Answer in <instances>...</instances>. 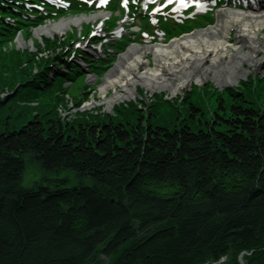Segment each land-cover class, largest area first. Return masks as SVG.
<instances>
[{
	"label": "trees",
	"instance_id": "trees-1",
	"mask_svg": "<svg viewBox=\"0 0 264 264\" xmlns=\"http://www.w3.org/2000/svg\"><path fill=\"white\" fill-rule=\"evenodd\" d=\"M8 7L0 0L1 18ZM12 25H0V90L17 88L7 102L0 97L2 126L4 108L22 120L31 103L41 107L42 94L63 88L58 76L43 90L40 78L29 79L35 65L50 63L46 50L58 39H44L36 52L7 46L1 32ZM204 91L194 85L185 98L155 95L149 113L130 101L84 121L51 109L55 118L37 113L16 130L8 121L0 129V264H100L98 254L112 256L106 264L225 256L222 264H238L243 250L264 264V104L252 90L228 87L208 118ZM27 158L91 183L61 178L25 187Z\"/></svg>",
	"mask_w": 264,
	"mask_h": 264
},
{
	"label": "rangeland",
	"instance_id": "rangeland-1",
	"mask_svg": "<svg viewBox=\"0 0 264 264\" xmlns=\"http://www.w3.org/2000/svg\"><path fill=\"white\" fill-rule=\"evenodd\" d=\"M11 4V3H10ZM225 7V6H223ZM219 9V8H218ZM218 9H216L215 12V22L217 21V15H218ZM73 10V9H72ZM39 12V11H37ZM101 14V18H96V14ZM79 15L75 12H68L64 14L63 16L59 17V15L50 16V18L47 19H31L29 17H22L23 21L17 22L18 27H10L13 32H8L3 30L1 33L4 35V43L7 44V46H10L12 43L13 47H16L18 49H26L28 51L36 52L35 46L41 43L42 38L45 37H56L58 39V44H56L55 48L51 50L50 53H54L56 55H50V63L45 66L41 67V65H35L33 68V72L30 73L29 79L30 81L35 78H40L41 81H38V85L40 84H48L49 89L52 86V81H54V74L57 73V70H61L63 73H67V67L65 66L67 63L61 62L63 58H60L59 55L61 53L60 48V41L64 42L65 48L64 51L67 49H74L75 46L80 44L82 47V51L85 55V52L90 51L91 54L88 57L90 60H81L75 58V61H78V64L81 66L82 71L75 72L72 75L69 76H58L62 77V79H65L64 85H62L63 88L56 87L54 94L45 93L41 95V107H37L35 103H31L29 105L30 113L28 114L27 118H24L22 120L15 119L16 113L13 111H10L9 109L6 110L3 109L2 115L6 116L4 125H0V129L7 127V122H12V126H8L10 130H16L19 129L21 125L25 124L30 118L34 117L37 113L44 116H49L51 118H55V113H47L49 109L54 110V112L59 113L62 119L69 120H76L77 117H82V120H88V117H92V115L99 114H113L114 109L121 103H128L130 101H138L140 105L142 104L143 108L148 112L150 111V104L153 102V105H157V97L162 96L164 94L165 98H174V97H184L186 94L190 92V89L194 85H200L205 90L200 94L199 102L200 105L204 107V110L206 112V116L209 118L210 114L215 111L217 108V98L220 97L223 93V90L230 87L237 90H252V92H255V95L252 100L257 101L258 103L264 104V88L261 86L264 84V80L261 78L264 76V58L258 62L257 64H244L245 74L239 77L236 80H232V82H229L228 84H219L216 83L215 80L212 78H207L202 81H194L190 84H187L184 86L182 91L177 92L176 94H173V92H170L169 89H163L161 91H155L147 89L146 87H143L141 84L137 85V89H139L137 92H135V95L131 97L129 100L126 101H119L116 102L112 107H109L107 102L101 101L103 98L100 94V91L98 90L99 83L103 82L104 77L107 75V73L118 63L120 56H123V53L126 52L130 45H137L139 44L141 47L152 45L153 43H166L167 40H155L151 36V34L148 35V38L141 37L139 42H131L128 46H117L118 50H121L120 52L114 51L110 54L106 53L104 55V51H99L98 48V40L102 39L105 35H99L98 37H94L95 33L92 35V29L96 30L101 27V25L98 24V20L101 21L103 19H106L109 17L108 12H93L89 14L85 20L82 21L81 24H74L72 26H68L65 28L64 31H61L60 33H54V34H44V35H36L37 28H40L43 25H46L48 23H54L64 18H71L76 17ZM89 23V29L87 31H91V34L88 35L87 32L83 33L80 31L81 27H84L87 29V25ZM120 23H127V20H122ZM1 26H3V22L0 23ZM167 26H171V21H168ZM129 26V25H128ZM204 27V26H203ZM206 27V26H205ZM130 28V27H129ZM128 28V29H129ZM166 29V26L164 27ZM79 30V33L75 32ZM138 29L137 26H133L131 30ZM130 30V29H129ZM130 34V33H129ZM88 35V37H87ZM260 36L264 39V28L260 31ZM237 35L236 30H231V37L230 41L235 42ZM139 38V37H138ZM83 43V44H82ZM111 44H115L111 42ZM35 50V51H33ZM44 54V53H42ZM153 53L149 52L145 56L147 59H149L153 65L155 64V60L153 59ZM264 51H260L258 54L259 57H264ZM64 57V55H63ZM122 58V57H121ZM74 59V58H73ZM75 61H72L75 63ZM71 63V62H70ZM74 63H71L72 65ZM74 66V65H73ZM212 73V72H211ZM210 73V74H211ZM38 75V76H37ZM93 75L96 76V78H93ZM99 76V78H97ZM261 78L259 81L254 80L255 78ZM250 78V79H249ZM264 78V77H263ZM249 79V80H248ZM248 80V81H247ZM247 81V82H246ZM243 82H246L243 84ZM210 83V84H207ZM48 85L41 87L42 89H46ZM23 86V85H22ZM21 86V87H22ZM17 87V86H16ZM240 87V89H239ZM142 88V89H140ZM16 88L14 90L7 91V90H0V97L2 99H5L6 102L10 99V94L13 95ZM60 90H63L64 96L61 97ZM211 91V94L208 92ZM113 90H109L107 92V95H112ZM97 100L98 104L88 107L86 106L87 101ZM177 100V99H176ZM181 101V98L179 99V102ZM179 102L177 104H179ZM187 101H182V105H185ZM225 103V101H224ZM154 108V107H153ZM155 110V109H154ZM144 111V112H146ZM149 113V112H148ZM102 116V115H101ZM61 178H67V185L73 186L78 184H90L91 179L86 177H78L75 175V173L71 170H61L59 172L55 171H48L45 170L39 162L32 160L30 158H27L26 160V167L23 173L22 177V185L25 187H29L34 185L35 182H40L43 184H56V179ZM256 254V251H249V250H243L242 252L238 253V264H256L255 258L253 260H249L246 258L247 256H253ZM114 256V255H113ZM99 263L100 264H106L112 260V256H106L104 254H98ZM226 256L222 257L220 260L214 262H205L204 264H222L226 261ZM234 261V260H232ZM234 263V262H232Z\"/></svg>",
	"mask_w": 264,
	"mask_h": 264
},
{
	"label": "bare ground",
	"instance_id": "bare-ground-1",
	"mask_svg": "<svg viewBox=\"0 0 264 264\" xmlns=\"http://www.w3.org/2000/svg\"><path fill=\"white\" fill-rule=\"evenodd\" d=\"M261 3L259 0L254 3L256 6L246 8L220 7L216 22L214 16V21L206 23V27L182 32L166 43H153L144 47L130 45L103 82L99 83L98 90L103 97L101 101L112 107L116 102L129 100L139 90L136 91L138 84L152 91L169 89L176 94L194 81L212 78L216 83L226 85L238 79L245 74L244 64H257L264 58L258 56L260 51H264V39L260 36L264 28V6ZM87 17L79 15L64 18L35 29V33L39 36L60 33L68 26L81 24ZM95 17H100V14ZM233 29L237 35L235 42L230 41ZM149 52L153 53L154 65L145 56ZM85 53L87 56L91 54L90 51ZM71 63L67 62V71ZM93 78L96 76L93 75ZM109 90H113L110 96L107 95ZM96 104L98 101L92 100L85 105L91 107Z\"/></svg>",
	"mask_w": 264,
	"mask_h": 264
},
{
	"label": "snow or ice",
	"instance_id": "snow-or-ice-1",
	"mask_svg": "<svg viewBox=\"0 0 264 264\" xmlns=\"http://www.w3.org/2000/svg\"><path fill=\"white\" fill-rule=\"evenodd\" d=\"M182 2H183V0H182Z\"/></svg>",
	"mask_w": 264,
	"mask_h": 264
}]
</instances>
